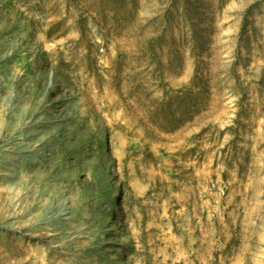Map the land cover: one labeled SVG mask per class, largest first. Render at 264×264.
I'll list each match as a JSON object with an SVG mask.
<instances>
[{
	"label": "rangeland",
	"instance_id": "rangeland-1",
	"mask_svg": "<svg viewBox=\"0 0 264 264\" xmlns=\"http://www.w3.org/2000/svg\"><path fill=\"white\" fill-rule=\"evenodd\" d=\"M0 264H264V0H0Z\"/></svg>",
	"mask_w": 264,
	"mask_h": 264
},
{
	"label": "trees",
	"instance_id": "trees-1",
	"mask_svg": "<svg viewBox=\"0 0 264 264\" xmlns=\"http://www.w3.org/2000/svg\"><path fill=\"white\" fill-rule=\"evenodd\" d=\"M80 143L78 148L70 150L64 156V161L58 166H62V170L67 171L63 183L66 185L68 192L77 193L80 197H84L94 188H100L103 178L98 177V174L104 172L108 174L110 168L106 162L108 150L103 144L102 134L99 136L95 133L89 134ZM47 153L48 151L45 152V154ZM39 160L35 162L36 165L43 159L40 158ZM73 173L75 175L71 176Z\"/></svg>",
	"mask_w": 264,
	"mask_h": 264
},
{
	"label": "bare ground",
	"instance_id": "bare-ground-1",
	"mask_svg": "<svg viewBox=\"0 0 264 264\" xmlns=\"http://www.w3.org/2000/svg\"><path fill=\"white\" fill-rule=\"evenodd\" d=\"M102 141H103V144H105V146L107 147V150H108V153L110 152V150H109V148H108V143H107V136H106V134L105 133H103L102 134ZM7 150V149H6ZM44 153H45V151H44V148H42L41 150H40V154H39V156H43L44 155ZM36 159H37V157H34L32 160H31V162L32 163H35L36 162ZM106 162H107V166L110 168L109 169V171H110V176L111 177H114V176H116L117 175V170H116V168L114 167V165H113V161H112V158H111V155L110 154H108L107 155V160H106ZM119 187V185L118 184H114L110 189L112 190L111 192L108 190L107 191V196H111V195H113V190H115V195L118 197V199H119V194H118V188ZM112 197V196H111ZM118 207H116V213L115 214H117V217L120 215V209L118 208ZM120 249V248H119Z\"/></svg>",
	"mask_w": 264,
	"mask_h": 264
}]
</instances>
